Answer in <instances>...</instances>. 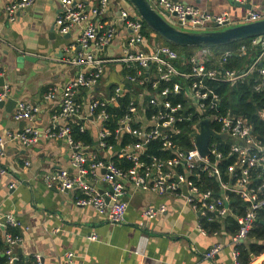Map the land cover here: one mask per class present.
<instances>
[{
  "label": "built area",
  "instance_id": "2783aa9c",
  "mask_svg": "<svg viewBox=\"0 0 264 264\" xmlns=\"http://www.w3.org/2000/svg\"><path fill=\"white\" fill-rule=\"evenodd\" d=\"M58 1L60 10L55 24L59 33H69L73 28L79 32L72 43L73 46L78 45L79 52L70 61L86 65L87 70L69 80L60 92L54 88L44 95L46 100H59V113L46 134L51 138L64 139L70 148V170L58 168L45 172L42 175L45 185L59 192L78 191L74 202L93 208L108 224L125 221L127 203L124 196L129 187L180 195L197 215L194 228L202 235L216 233V230L205 227L200 218L206 217L213 222L232 218L236 222L230 239L231 261L232 264H242L236 246L247 241L257 223H264V105L261 102L264 100V35L250 38L248 43L229 47L220 53L211 47H194L186 57L160 43L146 51L138 47L149 43L143 32V20L126 10L120 11V21L130 32L119 60L124 62L127 70L126 79L146 89L147 98L142 106L129 96L124 114L117 119L112 132L104 125L109 117L106 107L111 103L118 105V98L125 96L120 85L113 88L107 99L89 100L84 110L76 100L81 89L94 88L104 73V65L98 56L112 40L116 29L92 21L91 15H102L108 0H99L92 12L86 11L83 0ZM233 1L246 3L248 0ZM148 2L168 23L175 22L180 26L176 28L184 31L210 30L211 26H224L230 20L226 11L213 13L175 0ZM32 3L33 0H15L6 5L7 19L13 21L17 12L28 9ZM263 17L258 12L249 11L244 22H254ZM243 57H248L246 64L239 61ZM211 80L227 82L230 86L247 84L252 93L259 94L260 105L254 112L259 124L254 125L250 118L231 108L219 111L221 97L207 83ZM8 90L5 87L0 91V102L7 97ZM180 94L184 101L174 103L171 98ZM38 111L39 108L31 102H16L13 118L29 124L21 130L0 134V156H3L8 141L28 146L37 140L39 131L31 122ZM58 118L74 120L80 123L82 130H85L84 121L97 123L94 149L74 142L70 125H58ZM204 120L211 135L207 152L201 155L196 137L202 131L201 122ZM125 134L133 137L134 141L120 146ZM111 135L115 142L109 144L107 137ZM150 140H159L167 156L152 155L148 162L142 160ZM117 143L116 155L132 162L131 166H118L111 157H99L98 150L107 149L110 153ZM98 181L107 184V188H100ZM14 185L11 182L9 186ZM165 210L162 204L142 209L139 226H145L148 220ZM18 225L19 221L12 213H0V239L5 243L4 249L0 247V254L6 256L5 264H16L14 248L22 238L13 234L10 228ZM221 248V244L214 243L205 251L204 258L214 260ZM65 255L68 259L74 256L71 251ZM34 258L35 264H42L39 254Z\"/></svg>",
  "mask_w": 264,
  "mask_h": 264
},
{
  "label": "crops",
  "instance_id": "0c3cea01",
  "mask_svg": "<svg viewBox=\"0 0 264 264\" xmlns=\"http://www.w3.org/2000/svg\"><path fill=\"white\" fill-rule=\"evenodd\" d=\"M13 1L0 0V70L3 72L0 91L5 87L9 89L0 106V134L21 130L29 124L13 118L17 101H28L39 108L31 122L39 131L37 140L28 146L8 141L3 156H0V213H12L17 218L19 225L14 229H18L22 238L14 248L16 263L35 264L34 256L39 254L42 264H232L230 239L235 229L229 225L232 218L217 219V226L213 229L216 233L202 235L194 228L197 215L180 195L129 187L124 196L127 203L125 221L108 224L93 208L74 202L78 191L59 192L45 185L42 180L45 172L58 168L70 170V148L64 139L46 134L59 113V100H46L44 95L54 88L60 92L69 80L79 72H85L87 66L70 61L79 52L78 45H72L79 32L73 28L69 33H59L55 24L60 10L58 0H33L28 9L17 12L15 19L9 21L5 6ZM175 1L213 13L226 11L230 15L226 26L244 23L249 11L264 16V0H248L246 3L233 0ZM83 2L86 11L92 12L99 0ZM247 3L250 8L241 5ZM122 10L138 15L127 0H108L102 15H91L92 21L105 27L113 26L116 32L99 53L98 58L104 65L99 83L76 94L82 110L87 108L89 100L109 98L117 85L124 89L127 97L136 99L142 106L145 103L146 89L126 79L127 70L124 62L119 60L130 32L120 21ZM146 39L147 45L138 46L142 50L148 51L155 44H162L153 31ZM21 53L32 59L23 58ZM239 61L246 64L248 57ZM109 105L117 106L115 103ZM57 121L58 125L75 123L65 118ZM84 127L92 138L91 149L95 145L98 124L87 120ZM118 149L117 143L110 152L112 156L107 149L97 152L101 159H112L118 156ZM11 182L15 183L14 187L9 186ZM97 185L107 188L102 181ZM160 204L165 206V212L148 220L145 226H139L140 211ZM214 243L221 244L222 248L214 260H207L204 253ZM67 251L73 252L71 259L65 255ZM250 256L249 264H264V252Z\"/></svg>",
  "mask_w": 264,
  "mask_h": 264
},
{
  "label": "trees",
  "instance_id": "16d2710c",
  "mask_svg": "<svg viewBox=\"0 0 264 264\" xmlns=\"http://www.w3.org/2000/svg\"><path fill=\"white\" fill-rule=\"evenodd\" d=\"M143 32L148 36L149 33H152V31L145 25L143 27ZM160 42L163 45L170 46L171 48L177 50L180 54V56H186L188 55V52L194 48L195 46H179L172 43H169L159 37ZM251 39H242L238 41H234L230 44L225 45H218L211 47L214 51L217 53H220L221 51L232 47L239 45L241 43H248ZM209 86H211L215 92H217L220 97V105H219V111L223 112L226 108H231L234 112L240 113L242 115L247 116L250 118V120L254 123V125H258L259 121L257 119L255 112V109L257 106L260 105V95L257 93H252L250 91V87L247 84L243 83H237L233 86H230L227 82L222 81H213L207 82ZM112 89V88H111ZM171 100L176 103L177 101H181L182 94L176 95L175 97H172ZM129 98L127 95L124 97L118 98V105L117 106H111L107 105L106 110L109 113V117L106 121H104L105 127H107L110 131H114V129L117 126V119L120 118L124 114V109L126 108L128 104ZM184 101V100H183ZM261 102L264 105V100ZM150 112V110H149ZM71 137L74 142H81L84 145H91L92 138L90 136V133L87 130L80 129V123H71ZM115 139L113 138V135L107 137V143L111 144L114 143ZM134 138L129 136L128 134H125L121 141L119 142L120 146H125L128 142H133ZM167 151L161 149V142L159 140H150L146 145V150L144 154L141 156L142 160L148 162L150 160V156H160L165 157L167 156ZM115 164L122 167H129L132 165V162L129 160H126L125 158H121L119 156H114L112 158ZM264 214V212H262ZM200 221L202 224L209 228L210 230L215 229L217 226L215 222L208 221L206 217L200 218ZM230 222L232 224H230ZM232 221L230 219L229 225L233 227V229H236V222ZM233 230V232L235 231ZM10 231L13 234H18V229L10 228ZM0 247L4 249L5 243L0 239ZM236 248L240 252V260L242 264H249L250 263V255H259L260 253L264 252V223H257V225L254 227V229L251 231L249 238L245 243H242L240 245H237ZM6 263V256L0 254V264ZM18 264V263H16Z\"/></svg>",
  "mask_w": 264,
  "mask_h": 264
},
{
  "label": "water",
  "instance_id": "95a60500",
  "mask_svg": "<svg viewBox=\"0 0 264 264\" xmlns=\"http://www.w3.org/2000/svg\"><path fill=\"white\" fill-rule=\"evenodd\" d=\"M127 1L150 30L165 41L179 46L213 47L264 35V17L254 22H244L235 26L191 32L180 30L168 23L151 7L148 0ZM241 5L245 8L251 7L248 3ZM21 56L32 59L28 54L21 53ZM1 84H3V77H0ZM2 105L3 101L0 102V106ZM201 124L202 131L196 137V146L200 154L204 155L207 152V144L211 130L205 120Z\"/></svg>",
  "mask_w": 264,
  "mask_h": 264
},
{
  "label": "rangeland",
  "instance_id": "374dc122",
  "mask_svg": "<svg viewBox=\"0 0 264 264\" xmlns=\"http://www.w3.org/2000/svg\"><path fill=\"white\" fill-rule=\"evenodd\" d=\"M175 27H180V26H178V24H176L175 22H173L172 23ZM224 27H226V25H224V26H220V27H215V26H211L210 28H212V29H219V28H224ZM158 39V38H157ZM160 39V38H159Z\"/></svg>",
  "mask_w": 264,
  "mask_h": 264
}]
</instances>
